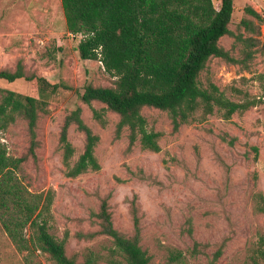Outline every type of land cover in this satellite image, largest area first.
<instances>
[{"label": "rangeland", "instance_id": "374dc122", "mask_svg": "<svg viewBox=\"0 0 264 264\" xmlns=\"http://www.w3.org/2000/svg\"><path fill=\"white\" fill-rule=\"evenodd\" d=\"M213 2L220 7L221 0ZM248 7L264 18V0H234L233 34L220 40L235 58L243 49L236 35L246 36L240 22L253 19L246 13ZM255 23L260 27L258 38L264 42V23ZM81 38L68 32L61 0H0V71L14 72L22 62L27 76L59 86L39 115L35 158L29 153L31 139L25 119L18 118L1 131L0 140L8 156L25 158L16 174L30 192L53 191L51 211L44 217L58 240L67 236V256L83 264L90 253L97 258L110 253V237H80L101 230L98 214L104 200L114 228L132 237L129 201L136 195L140 244L150 264H169L174 249L183 252L185 264H206L223 241L226 246L218 264H249L252 248L264 237V103H260L264 51L256 54L247 70L213 58L202 72L203 87L214 84L236 103L256 102L255 107L237 112L229 120L216 108L204 121L196 119L174 131L167 112L144 108L149 130L162 134L161 151L153 153L143 151L139 144L128 151L126 131L120 140L115 139L119 116L108 112L103 127L93 118L92 108L105 106L82 101L88 84L111 87L115 78L105 72L101 62L80 58ZM5 91L40 97L36 82L26 79L10 83L0 78V103ZM77 108L100 137L95 154L101 170L69 178L60 137L66 118ZM68 138L76 149L74 163L84 151L85 136L72 125ZM23 235L28 242L29 228ZM196 243L200 247L194 254ZM0 264L55 263L32 246L18 249L0 222ZM97 264L107 262L101 259Z\"/></svg>", "mask_w": 264, "mask_h": 264}, {"label": "trees", "instance_id": "16d2710c", "mask_svg": "<svg viewBox=\"0 0 264 264\" xmlns=\"http://www.w3.org/2000/svg\"><path fill=\"white\" fill-rule=\"evenodd\" d=\"M61 3L68 32L82 36L78 45L80 58L101 62L105 72L115 78L111 87L88 84L82 101L89 106L93 102L105 106L100 110L92 108L93 118L103 127L108 123V112L119 116L115 139L120 140L126 131L128 151L137 144L143 151H161L162 134L149 130L142 114L144 108L167 112L173 130L178 131L182 125L196 119L204 121L216 108L224 111L223 118L229 120L235 113L256 106V102L230 101L216 85L205 88L200 80L213 58L247 70L256 54L264 51V42L258 38L260 27L255 23L263 24L264 18L252 7L246 8V13L253 19L244 18L240 22L239 27L244 29L246 36L236 35L243 49L240 57L235 58L220 45L222 38L233 34L230 25L234 0H221L219 8L213 0H61ZM0 78L10 83L26 79L38 85L39 98L5 91L0 103V132L7 130L18 118L25 119L31 139L29 153L35 158L39 115L59 86L50 84L45 78L27 76L22 62L14 72L0 71ZM260 103H264V95ZM81 113L82 109L77 108L66 118L60 137L65 174L69 178L101 170L95 154L100 137L86 125ZM72 125L85 136L84 151L74 163L76 149L68 138ZM24 160L8 156L0 140V222L4 230L20 250L32 246L48 254L55 264H77L66 254L67 236L58 240L51 234L48 219L44 217L51 211L53 191L32 193L18 178L16 170ZM260 198L263 200V196ZM137 203L135 195L129 201L134 235L127 237L114 228L108 201H103L98 214L101 230L80 237L93 238L102 234L112 239L113 248L107 256L97 258L93 253L88 254L83 264H97L101 259L107 264H150L140 244L141 218ZM26 228L31 232L28 242L23 235ZM225 246L226 241H223L206 264H218ZM199 247L196 243L194 254ZM168 259L169 264H185L182 251L172 250ZM248 262L264 264V237L252 248Z\"/></svg>", "mask_w": 264, "mask_h": 264}]
</instances>
